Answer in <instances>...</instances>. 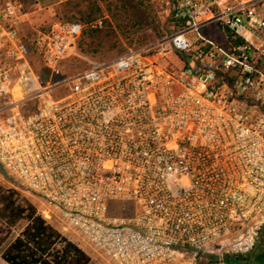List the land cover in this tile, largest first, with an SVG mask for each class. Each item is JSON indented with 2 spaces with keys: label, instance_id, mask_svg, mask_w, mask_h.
<instances>
[{
  "label": "built area",
  "instance_id": "2783aa9c",
  "mask_svg": "<svg viewBox=\"0 0 264 264\" xmlns=\"http://www.w3.org/2000/svg\"><path fill=\"white\" fill-rule=\"evenodd\" d=\"M149 2L160 38L73 75L80 27L40 34L44 83L21 0H0V169L111 264L246 257L264 230V115L246 103L264 99V0Z\"/></svg>",
  "mask_w": 264,
  "mask_h": 264
},
{
  "label": "rangeland",
  "instance_id": "374dc122",
  "mask_svg": "<svg viewBox=\"0 0 264 264\" xmlns=\"http://www.w3.org/2000/svg\"><path fill=\"white\" fill-rule=\"evenodd\" d=\"M34 0H21V13L24 17L18 26V33L29 48L30 65L40 76L41 80H47L48 73L42 66L41 59L35 50L36 38L49 30L55 23H66L81 25L88 17L93 15L94 19L101 20L100 28L90 30L93 38L84 41L88 44L81 46V42L74 44L67 56L60 63V72L64 75H73L87 69L91 62L111 61L128 49H132L137 41L126 37L118 31V22L115 20V7L109 3L112 0H69L51 8L43 9L34 5ZM97 8V9H96ZM92 14V15H91ZM83 31L87 32V29ZM152 30L145 32L146 41L154 39ZM213 37L220 40V36L214 33ZM136 38V37H135ZM137 39V38H136ZM81 40V38H80ZM246 103L255 109L257 114L264 115V99L258 102ZM0 187L6 190H14L20 199L27 201L36 209L37 213L51 226L61 231L62 236L72 241L90 257V264H111L102 254L92 250L81 238L65 224L60 221L44 204L37 198L29 195L24 188L0 169ZM24 223H20L11 232L10 236L4 237L0 234V253L6 245L18 235ZM0 229H3L1 227ZM264 263V230L261 233L254 252L246 257H239L235 260L224 259V264H263ZM0 264H3L0 258Z\"/></svg>",
  "mask_w": 264,
  "mask_h": 264
},
{
  "label": "trees",
  "instance_id": "16d2710c",
  "mask_svg": "<svg viewBox=\"0 0 264 264\" xmlns=\"http://www.w3.org/2000/svg\"><path fill=\"white\" fill-rule=\"evenodd\" d=\"M109 4L115 7L114 19H118V31L137 41L133 48L145 43L147 30L155 32L154 39L162 36L159 29L165 26L160 25L149 0H112ZM88 18L78 25L80 34L75 41H80V45L85 47L88 44L84 41L93 38L90 30L101 26V20L94 19L93 15ZM224 42L226 48L238 43L229 33H225ZM20 223L24 225L18 235L0 253L5 264H90V257L52 228L34 206L20 199L14 190L0 187V228L3 227L0 234L4 237L10 236Z\"/></svg>",
  "mask_w": 264,
  "mask_h": 264
},
{
  "label": "crops",
  "instance_id": "0c3cea01",
  "mask_svg": "<svg viewBox=\"0 0 264 264\" xmlns=\"http://www.w3.org/2000/svg\"><path fill=\"white\" fill-rule=\"evenodd\" d=\"M67 1H69V0H34L33 3H34L35 6H37L39 8L43 7V9H46V8L54 7V6L58 5V4H61L63 2H67ZM51 227L54 228L57 232H59L62 235L61 231H59L57 228H55L53 226H51ZM70 242H72V241H70ZM3 264H5V263L3 262Z\"/></svg>",
  "mask_w": 264,
  "mask_h": 264
}]
</instances>
